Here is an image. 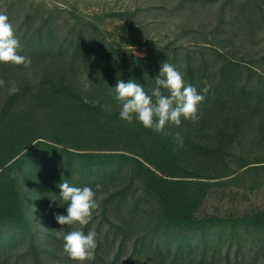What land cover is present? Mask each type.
Wrapping results in <instances>:
<instances>
[{"label":"trees","instance_id":"obj_1","mask_svg":"<svg viewBox=\"0 0 264 264\" xmlns=\"http://www.w3.org/2000/svg\"><path fill=\"white\" fill-rule=\"evenodd\" d=\"M218 1L178 0L170 11ZM17 4L24 2L11 1L4 14L31 65L0 64L5 82L24 70L19 91L0 100V264H7L8 250L24 247V261L43 264L33 204L44 208L54 232H68L55 219L67 214L59 197L63 180L93 188L100 201L95 259L88 264H248V250L256 261L263 258L264 159L233 149L250 137L264 140V69L245 55L201 45L197 36L191 40L197 46L143 44V56L107 45L92 59L93 37L102 33L98 18L74 9L63 29L59 9L31 4L17 19ZM227 7L230 30L264 28V0H226ZM166 61L198 93L205 81L211 86L198 106L200 120L182 119L159 134L121 120L117 81L132 80L150 93ZM53 111L90 124L62 141L38 122Z\"/></svg>","mask_w":264,"mask_h":264},{"label":"rangeland","instance_id":"obj_2","mask_svg":"<svg viewBox=\"0 0 264 264\" xmlns=\"http://www.w3.org/2000/svg\"><path fill=\"white\" fill-rule=\"evenodd\" d=\"M11 1L24 2L23 5L17 4L14 8L13 17H17V19H22L26 15V10L31 4L35 7L44 6L47 10L59 9L60 12L56 11V16L63 29L70 27L72 21L69 13L74 9L78 10L77 14L82 12L85 15L94 16V19L98 18L102 24V33L93 37V45H91L93 50L90 53L92 59L102 49L106 51L107 45L120 47L128 54L134 53L143 56L145 55L142 52L143 44L150 45L151 42L161 41L162 44L187 43L197 46L195 42L191 43L193 37L197 36L201 39L199 42L201 45L207 42L210 45H217L220 50L227 51L229 55L233 54L236 57L245 55L246 59L255 61L256 66L264 69V28L258 27L255 31L248 30L244 31L245 33L239 32L236 28L230 30L227 24L231 21L229 18L231 10L229 7L223 10L226 0H219L212 6L197 4L172 12L170 10H174L173 7L178 0H0V13H4L10 7ZM226 31L230 32L225 33ZM101 39L103 44L95 45ZM21 72L22 70L14 72L13 79L0 86V100L9 92L10 88L17 87L19 81L24 80V70L22 75H20ZM56 114L55 111L43 113L39 116L38 122L42 123L54 137L62 139V141L68 139L70 134L86 129V126L90 124L86 121L76 125L75 120H71L75 119L76 115L69 119L67 117L58 119ZM84 145L87 144L84 143ZM233 150L238 155L249 153L251 159L255 157L264 159V140H255L250 137L239 145H235ZM30 215L36 225L37 239L41 248L45 250L43 264H77L63 252L62 239H51L50 235L56 236V232H54L53 222L49 219L44 208L39 204H33ZM98 217L99 208L93 214V218H96L93 222L94 225L92 223L85 234L90 230L95 231ZM80 227L77 224L70 227L68 231ZM59 230L65 232L64 227ZM26 250L27 247L8 250L7 264H31L29 261H24ZM247 254L248 264H264V255L263 258L256 261L252 252L248 250ZM125 259L126 257H124ZM83 264H88V261Z\"/></svg>","mask_w":264,"mask_h":264},{"label":"clouds","instance_id":"obj_3","mask_svg":"<svg viewBox=\"0 0 264 264\" xmlns=\"http://www.w3.org/2000/svg\"><path fill=\"white\" fill-rule=\"evenodd\" d=\"M20 51L21 44L15 36L13 25L6 14L0 13V64L29 68L31 59L21 55ZM32 82L38 85L40 79L36 78ZM154 83L155 86L149 93L143 86L132 80L127 83L123 80L117 81L113 89V99L119 106L121 120L129 124L138 121L144 128L158 134L165 132L166 127L181 125L182 119L189 120L193 124L200 120L198 106L204 101L211 87L206 81L204 82L206 86L198 93L194 85L184 80V74L178 66L166 61L161 64ZM4 84L5 81L0 79V86ZM18 91V87H12L9 89V94H15ZM104 107L105 110L109 108L107 105ZM176 138L182 146L179 133L176 134ZM58 187L60 199L67 204V214H55L57 223L61 226L71 227L77 224L81 226L67 233L56 230L57 238L63 240V252L77 264L92 261L95 259L98 234L94 230L85 234L83 226L89 224L94 212L100 207L96 191L89 186H72L68 180H63ZM99 188L100 186L97 185L96 189Z\"/></svg>","mask_w":264,"mask_h":264}]
</instances>
